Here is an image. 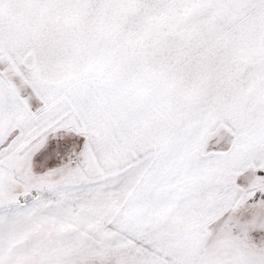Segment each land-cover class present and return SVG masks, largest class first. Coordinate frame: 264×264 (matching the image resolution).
I'll list each match as a JSON object with an SVG mask.
<instances>
[{"label": "snow or ice", "instance_id": "obj_1", "mask_svg": "<svg viewBox=\"0 0 264 264\" xmlns=\"http://www.w3.org/2000/svg\"><path fill=\"white\" fill-rule=\"evenodd\" d=\"M0 264H264V0H0Z\"/></svg>", "mask_w": 264, "mask_h": 264}]
</instances>
